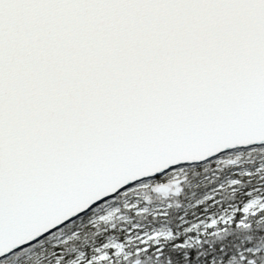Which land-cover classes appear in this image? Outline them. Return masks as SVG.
Listing matches in <instances>:
<instances>
[{
	"label": "snow or ice",
	"instance_id": "obj_1",
	"mask_svg": "<svg viewBox=\"0 0 264 264\" xmlns=\"http://www.w3.org/2000/svg\"><path fill=\"white\" fill-rule=\"evenodd\" d=\"M0 264H264V0H0Z\"/></svg>",
	"mask_w": 264,
	"mask_h": 264
}]
</instances>
